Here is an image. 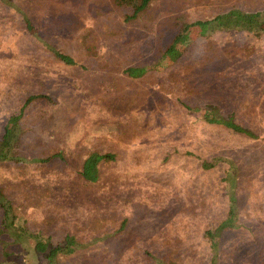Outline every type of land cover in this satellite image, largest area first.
<instances>
[{
	"label": "rangeland",
	"instance_id": "374dc122",
	"mask_svg": "<svg viewBox=\"0 0 264 264\" xmlns=\"http://www.w3.org/2000/svg\"><path fill=\"white\" fill-rule=\"evenodd\" d=\"M108 2L0 0V133L6 118L19 112L26 96L44 93L49 97L31 103L22 113L23 132L17 148L24 157L0 166V185L30 230H42L55 242L70 232L89 243L66 264H154L151 253L160 260L167 258L161 253V235L165 232L173 238L169 256L180 257L183 264H210L212 249L208 250L205 231L223 218L229 200L212 178L203 176V171L210 170L201 164L208 148L205 143L199 148L198 140L204 137L201 131L206 127L199 130L190 126L193 119L185 120L180 100L173 95L167 112L178 116L177 125L173 120H162L161 115H138L131 109L142 106L129 107L122 92L117 95L113 87L100 91L98 86L110 74L124 75L122 69L126 67L150 64L158 58L157 44L161 41H156V29L166 15L183 12L194 20L235 4L245 8V3L152 0L140 16L121 21L124 9L107 4L103 7ZM27 12L41 39L72 56L75 64L56 59L24 30L21 19ZM140 29L144 32L139 33ZM246 38V32L236 31L194 39L190 46H179L177 60L157 74L174 73L179 64L200 57L210 42L225 59L219 47L239 45ZM190 77L193 83H183L175 94L181 100L215 104L225 115L235 113L236 123L258 125V113L241 111L236 96L215 100L197 95L193 89H199V84L196 77ZM121 89L124 92L128 88ZM255 104L257 112L259 103ZM181 121L185 128H180ZM202 125L207 124H198ZM220 129L224 134H234L227 136L228 153L222 157L236 165L235 173L241 172L238 185L245 187V193L247 190L252 197L262 199L264 173L247 175L240 167L245 168L252 150L264 147V125L257 131L262 140L256 144L224 126ZM93 150L111 152L115 159L102 161L98 179L87 182L79 170L84 157ZM58 151L62 156L52 157ZM47 156L51 157L43 161ZM249 217L241 212L240 220L236 218L240 229L251 228L263 235L264 225ZM243 264L252 263L244 257Z\"/></svg>",
	"mask_w": 264,
	"mask_h": 264
},
{
	"label": "trees",
	"instance_id": "16d2710c",
	"mask_svg": "<svg viewBox=\"0 0 264 264\" xmlns=\"http://www.w3.org/2000/svg\"><path fill=\"white\" fill-rule=\"evenodd\" d=\"M241 1L245 3V8L235 4L212 16L194 20L186 17L187 14L183 12L166 15L157 28L159 31L156 29L159 33L156 41H161L160 45L157 44L158 58L150 64L126 67L122 69L124 75L110 74V77L105 79L100 87L98 86L100 91L113 87L117 89V95L122 92L129 107L138 104L139 107L142 106L139 109H131L138 115H161L162 120H173L177 125L178 116L167 112L169 110L167 102L171 101L169 99L173 95L180 100L178 103L183 108L181 114L185 116V120L193 119L190 126H195L199 130L206 127L201 131L204 137H199L198 140L199 148L202 147V143L207 144L208 148L207 158H203L201 164L210 167V170L203 171V176L212 178L214 186H218V191L229 200L228 211L223 218L205 231V238L210 243L208 250L212 249L210 264H243L244 257L250 259L252 264H264V234H258L251 228L242 230L241 223L236 220L242 212L245 217L250 216L252 220L257 219L264 225V196L260 199L249 195L247 190L245 193L243 191L245 187L238 185L237 176L241 172L235 173L236 165L222 157V154L226 156L228 153V148L225 147V144H228L227 136L233 137L234 134L232 132L224 134L220 127L224 126L238 135L245 136L251 140V144H256V141L262 140L257 131L264 125V0ZM151 2L152 0H110L103 7L107 4L109 7L114 5L124 9L120 20L130 21L140 16ZM179 6L181 5L176 8ZM19 10L18 12H21ZM22 16L24 30L35 37L43 48L50 51L56 59L66 64H75L72 56L41 39L28 12ZM71 26L74 24L71 23ZM74 31L75 29L71 34ZM236 31L246 32L247 38L239 45L232 43L219 47L225 53V59L219 57L221 52L210 42L200 57L179 64L174 73L157 74L175 60L179 46H190L194 39L202 40L210 33ZM138 32L144 31L140 29ZM135 34L140 37L138 33ZM254 54L258 56L256 59ZM190 75L196 77V84H199V89H193L195 94L209 95L215 100L236 96L241 111H247L252 115L258 113L260 119L258 125L253 127L236 123L235 113L225 115L218 111L219 107L215 104L201 105L197 99L192 103L181 100L175 94L183 83H193ZM124 86L128 89L123 92L121 88ZM44 99L47 100L49 97L44 93H32L25 97L18 113L10 114L6 118L0 133V166L23 160L24 156L17 148L23 132L20 123L22 113L28 110L31 103H41L46 101ZM101 102L106 103L104 100ZM255 103H259L257 112ZM184 121L180 122V128L186 127ZM201 122L207 125L199 127L198 124ZM54 156L61 157L62 154L58 151L52 155ZM50 157L42 160H48ZM108 159L114 160V154L90 151L82 161L80 176L87 182H95L99 177V164ZM244 167L240 168L242 171L245 170L247 175H253L255 172L264 173V147L259 151L252 150ZM245 186L250 188L248 182ZM243 194L245 196L248 194L247 198H243ZM123 225L124 222L121 223L120 229ZM161 237V253L166 254L167 258L160 260L155 253H151L154 264H183L180 257L175 258L167 254L173 238H169L167 232ZM88 244L70 232L55 242L42 230H30L25 221L17 215L16 205L0 185V264H66V261L86 249Z\"/></svg>",
	"mask_w": 264,
	"mask_h": 264
}]
</instances>
